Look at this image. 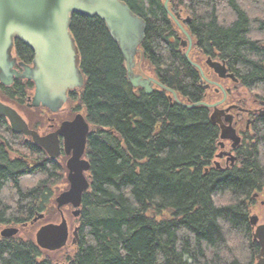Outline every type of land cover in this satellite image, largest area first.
<instances>
[{
  "label": "trees",
  "instance_id": "trees-1",
  "mask_svg": "<svg viewBox=\"0 0 264 264\" xmlns=\"http://www.w3.org/2000/svg\"><path fill=\"white\" fill-rule=\"evenodd\" d=\"M122 1L147 23L142 69L182 102L217 100L185 57L184 35L165 0ZM169 6L190 18L185 27L194 40L193 60L224 61L246 97L264 101V0H170ZM70 30L90 125V188L80 216H73L80 240L48 251L33 232L0 235V264H256L261 246L251 216L255 194L264 191V118L237 152L236 165L219 169L221 131L212 108L185 107L159 86L151 94L135 88L119 44L99 17L75 13ZM11 88L7 95L22 103L31 94L21 84ZM0 152V225H21L40 213L43 223L53 221L60 190L49 186L60 179V168L37 153L43 162L31 183L34 171L2 152L44 150L4 116Z\"/></svg>",
  "mask_w": 264,
  "mask_h": 264
},
{
  "label": "water",
  "instance_id": "water-1",
  "mask_svg": "<svg viewBox=\"0 0 264 264\" xmlns=\"http://www.w3.org/2000/svg\"><path fill=\"white\" fill-rule=\"evenodd\" d=\"M170 0H165L164 7L178 25L185 36L182 46L188 47L185 56L196 66L204 78L205 73L200 64L190 57L193 38L184 24L190 18L182 19L179 12L170 9ZM78 13L89 17H99L107 24L113 39L119 44L128 68V79L134 87L141 86L147 94L154 92L157 85L170 91L178 103L185 107L205 105L214 108L211 115L214 123L220 122L218 105L226 98L222 85L217 84L225 94L224 100L210 104L205 101L196 103L182 102L176 91L167 87L154 77L143 78L133 76L136 58L140 46L145 38L147 23L134 14L128 4L122 0H0V82L9 85L13 76L27 78L36 82V92L30 103L33 107L41 105L52 111L59 110L67 100V92L75 87H82L85 79L79 66V55L74 37L71 33L72 15ZM19 39L35 51L34 65L22 63L25 68L19 73L14 68L15 59L12 55L14 40ZM220 77L236 79L228 72L226 63L207 60ZM145 81H142V80ZM6 117L14 131L31 136L33 141L43 147L50 156L56 157L60 153L59 135L65 137L67 152H73L68 160L71 186L56 197L57 208L71 204L74 207L73 215L79 217L84 193L90 188V181L85 177V171L90 170L89 160L83 159L86 152L90 125L83 115H78L74 121L65 122L59 130L47 136H41L37 131L30 129L24 118L14 108L0 100V117ZM221 138L230 139L234 145H239L241 138L231 127H222ZM231 160L236 157L229 152ZM219 166V165H218ZM257 196V195H256ZM62 212V211H61ZM44 218L38 214L34 222ZM259 217L251 216V223L255 228L254 240L261 245L256 264H264V224H258ZM19 233L17 227H7L2 230L3 237L15 236ZM71 240L72 244L79 242V227H76ZM71 237L70 225L63 215L60 222H48L36 230L37 244L48 251H58L67 246Z\"/></svg>",
  "mask_w": 264,
  "mask_h": 264
},
{
  "label": "flooded vegetation",
  "instance_id": "flooded-vegetation-1",
  "mask_svg": "<svg viewBox=\"0 0 264 264\" xmlns=\"http://www.w3.org/2000/svg\"><path fill=\"white\" fill-rule=\"evenodd\" d=\"M22 42V41H21ZM19 39L14 40L13 49H12V55L13 58L16 60L14 68L17 72L23 73L25 68L23 67L22 63H25L27 65L33 66L34 65V59H35V51L31 49L28 45V47H25L21 44ZM20 43V44H19ZM27 48H29L27 50ZM23 52H27V58H23ZM196 62L201 65L205 76L207 77V80L204 78V76L201 74V82L203 84V88L207 89L208 91H215L218 99L217 100H210V104L218 103L222 100H224L226 92V98L225 100L218 105L217 111H219L220 115V122H217L215 124L218 125L220 128V131H222V127H231L235 129L239 137L241 138V141L239 145H234L233 141L230 139L223 140L221 138L220 134V141L218 143V151L219 152L216 156V166L219 169H228L236 165L238 162V155L237 152H239L240 148L245 145L249 141V139H252V135H254L253 131L255 130L256 124L260 122L264 118V101L257 100V99H249L246 97L245 92L242 90L241 85L239 84L240 81L234 74V72H231L228 68V72L234 74L237 80L229 78V77H220L219 74L214 70V68L207 63L208 58L205 60H200L198 57H196ZM214 60V59H213ZM218 61V60H214ZM80 66V63H79ZM81 69V68H80ZM201 73V72H200ZM133 76L139 75L143 76V78L152 77L147 70H143L141 66V61L138 60V55L136 58V66L133 71ZM85 79V77H84ZM142 81H145V80ZM18 84L24 85L26 87H30L28 91L31 92V94L26 98L25 103H22V101L17 97L14 96L13 98L9 97L7 95V91L12 89V86H17ZM220 84L223 86L224 91L217 85ZM156 86L154 88L156 89ZM83 87H75L72 89H69L67 92V100L63 104V106L57 110L52 111L48 107H45L43 105L39 107H33L30 105L32 101V97L35 95L36 92V82L27 78L17 77L16 75L13 76V81L11 84L6 85L0 82V100L4 102L5 104L9 105L10 107L14 108L18 113L24 118V120L29 125L30 129H33L37 131L41 136H47L51 133L56 132L61 128L63 123L65 122H71L74 121L75 118L78 115H83L86 118L85 111L83 109V106L80 102V96L83 90ZM143 89L141 86L135 87ZM15 91V90H14ZM145 91V90H144ZM155 91V90H154ZM16 92V91H15ZM215 111L214 108H212V113ZM87 120V118H86ZM26 139H32L31 136H26ZM59 145H60V153L56 157H52L48 154V152L41 147L40 145L36 144L34 141V145L41 147L44 152H28L29 156L31 157L30 160L24 159L21 152H2L7 153L12 157V159L18 161L17 167H22V162L26 165V170L31 174L30 176L31 183H36L38 180V172L36 171L38 166L42 164V161H38L39 156L37 153H41V156H44L45 159L51 162L56 163V165L60 168V179L57 181H54L49 186L50 189H53L55 186L59 188V192L54 196V202L57 209V214L62 217V213L65 216V209H70V211L73 214V206L71 204L65 206L62 208V212L57 208L56 204V197L62 193L65 190H68L71 186L70 180H69V167H68V160L72 156L73 152H67L65 147V137L62 135H59ZM229 152L232 153L236 157L234 163L231 160V156ZM1 155V152H0ZM83 159L88 160L86 157V152L82 156ZM219 165V166H218ZM23 170L20 169L18 172H22ZM85 177L90 181V170L85 171ZM264 191L258 193L257 196H255V206L260 201L261 204L264 205ZM71 208L73 210H71ZM37 216V215H36ZM66 217V216H65ZM35 218V217H34ZM34 218L26 222L24 224L19 225H6L2 226L0 225V235L2 236V230L6 227H12L15 226L20 229H26L30 228L29 226H32L34 224ZM260 219V218H259ZM37 222V221H36ZM35 226V225H34ZM75 225L74 227H76ZM37 228L32 230L34 233H36ZM72 231V230H71ZM20 234V232H19Z\"/></svg>",
  "mask_w": 264,
  "mask_h": 264
},
{
  "label": "rangeland",
  "instance_id": "rangeland-1",
  "mask_svg": "<svg viewBox=\"0 0 264 264\" xmlns=\"http://www.w3.org/2000/svg\"><path fill=\"white\" fill-rule=\"evenodd\" d=\"M242 90H244V89H242ZM21 154L23 155V157L25 159L30 160L31 157L29 156V153L28 152H21ZM262 198H264V196ZM55 208H56V206H55ZM71 210H73V209L71 208ZM253 212H254V214H257L259 216L260 223H264V205L261 204L260 201L256 204V208L254 209ZM65 216H66V218H67V220H68V222L70 224V229L73 230V228H74V226L76 224H75V221L73 219L74 218L73 217L74 215L72 214V212L70 211V209H67V210L65 209ZM44 217H45V215H44ZM47 217H48V215H47ZM43 220H45V219L42 218L39 221L35 222V224H33L32 226H29L30 228H28V230L21 229L20 234L25 233V231L28 232V233L29 232L30 233L33 232L32 230H34V228H37L41 223L43 224ZM60 221H61V217L58 214L55 218H53V221H51V222H60ZM33 234H34V232H33ZM70 241H71V239L69 240V243H70Z\"/></svg>",
  "mask_w": 264,
  "mask_h": 264
}]
</instances>
